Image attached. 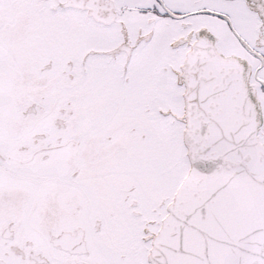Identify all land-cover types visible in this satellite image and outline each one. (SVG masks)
Masks as SVG:
<instances>
[{
  "label": "snow or ice",
  "instance_id": "obj_1",
  "mask_svg": "<svg viewBox=\"0 0 264 264\" xmlns=\"http://www.w3.org/2000/svg\"><path fill=\"white\" fill-rule=\"evenodd\" d=\"M0 264H264V0H0Z\"/></svg>",
  "mask_w": 264,
  "mask_h": 264
}]
</instances>
